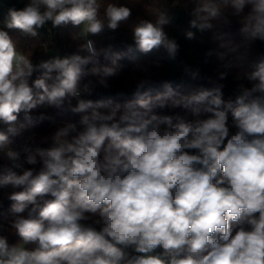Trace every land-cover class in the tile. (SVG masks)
<instances>
[{"label": "clouds", "instance_id": "clouds-1", "mask_svg": "<svg viewBox=\"0 0 264 264\" xmlns=\"http://www.w3.org/2000/svg\"><path fill=\"white\" fill-rule=\"evenodd\" d=\"M190 2L198 6L189 28L220 41V60L240 47L219 31L230 17L245 41L264 42V0ZM101 7L99 0H28L8 9L7 29L35 37L49 21L71 23L82 26L84 43L34 64L0 30V160L9 162L0 165V188L9 189L0 204L12 202L10 226L21 239L10 245L0 235V264H264V60L251 71L227 60L225 68L241 69L235 79L247 81L234 100L223 99V85L180 95L165 84V92L142 96L144 80L134 99L94 102L85 97L109 88L124 53L101 64L111 50L89 37L118 30L132 14L108 3L101 17ZM170 23L163 12L141 19L132 28L137 49L163 48L175 58ZM86 77L94 79L82 83ZM65 103L78 122L57 127L49 147L25 146L23 157L13 150L10 136L56 123L34 110Z\"/></svg>", "mask_w": 264, "mask_h": 264}, {"label": "trees", "instance_id": "trees-1", "mask_svg": "<svg viewBox=\"0 0 264 264\" xmlns=\"http://www.w3.org/2000/svg\"><path fill=\"white\" fill-rule=\"evenodd\" d=\"M28 0H0V30L9 32L13 39L17 51L28 56L36 64L41 61H48L56 56L67 57L77 50L79 44L84 43L83 38L78 37L82 26L74 27L71 23L53 27L52 23L47 22L42 28L37 30L35 37L24 34L17 29H7L4 21L7 19L8 9L15 7L22 8ZM102 4L100 16L103 17L104 7L108 3H115L131 8L132 14L127 22L121 24L116 31H105L97 36H90L99 48H110V54L105 58L101 55V64L111 65L116 53H124L117 63L121 66L118 76L109 80V88L97 87L91 96L85 98L94 102L112 103L124 102L134 99L137 85L144 80L149 81L141 90V95H155L165 92V84H169L172 90L180 95H188L200 90H210L219 85H223V99H235L233 95L225 89L231 88L235 91L238 83L247 81H237L236 74L240 68H225L227 60H235L243 65V70L251 71L255 65L264 60V42L255 40L245 41L240 34V25L235 18L230 17L229 24H221L219 31L225 40L240 45L237 52L229 55L225 60H220L217 53L223 51L219 47V40L212 38L211 32L203 34L195 29L189 28V21L195 18L192 13L198 3L190 0H99ZM219 2V0H214ZM166 13L171 18V23L165 26L169 38L175 39L180 49L175 58L169 57L165 49L153 50L151 53H141L133 40L132 28L141 19L155 21L159 13ZM191 30L196 33V38L189 40L185 33ZM131 48V51H129ZM211 53V55H209ZM197 73L193 77L192 73ZM226 72L227 76L221 80L220 73ZM35 78V74L33 79ZM92 77H86L82 83H86ZM76 101L73 99L72 104ZM44 114L55 118L56 123L49 120L36 123L27 127L20 136L9 137L12 141L13 150L21 152L23 148H46L51 144V135L57 127L66 122L76 123L78 115L72 114L67 110V103L61 109L53 107H41L33 111V115ZM19 119L24 121L23 113ZM229 120L231 117L229 116ZM31 137V139H29ZM7 160H0V165H8ZM25 167H31L25 165ZM2 174V169H0ZM9 189L0 188V197H3ZM11 201L3 199L0 204V235L8 237L10 245L21 243V239L11 228L10 221L13 219L10 208ZM26 247H35L26 246ZM160 250L158 249L157 252Z\"/></svg>", "mask_w": 264, "mask_h": 264}, {"label": "water", "instance_id": "water-1", "mask_svg": "<svg viewBox=\"0 0 264 264\" xmlns=\"http://www.w3.org/2000/svg\"><path fill=\"white\" fill-rule=\"evenodd\" d=\"M225 89H227L235 98L236 92L234 90H232L231 88L225 87Z\"/></svg>", "mask_w": 264, "mask_h": 264}, {"label": "built area", "instance_id": "built-area-1", "mask_svg": "<svg viewBox=\"0 0 264 264\" xmlns=\"http://www.w3.org/2000/svg\"><path fill=\"white\" fill-rule=\"evenodd\" d=\"M89 39H91L90 37H89ZM93 40V39H92Z\"/></svg>", "mask_w": 264, "mask_h": 264}]
</instances>
